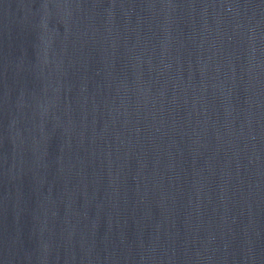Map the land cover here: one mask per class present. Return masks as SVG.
<instances>
[{"label": "water", "instance_id": "95a60500", "mask_svg": "<svg viewBox=\"0 0 264 264\" xmlns=\"http://www.w3.org/2000/svg\"><path fill=\"white\" fill-rule=\"evenodd\" d=\"M0 264H264V0H0Z\"/></svg>", "mask_w": 264, "mask_h": 264}]
</instances>
